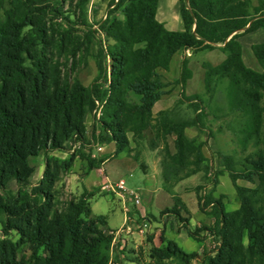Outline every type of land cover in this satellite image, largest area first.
Returning <instances> with one entry per match:
<instances>
[{
	"label": "trees",
	"instance_id": "trees-1",
	"mask_svg": "<svg viewBox=\"0 0 264 264\" xmlns=\"http://www.w3.org/2000/svg\"><path fill=\"white\" fill-rule=\"evenodd\" d=\"M55 1L15 0L3 10L0 0V191L10 179L28 185L29 157L62 150L61 139L71 134L83 140L81 120L99 96L100 80L107 83L99 122L102 143H112L118 153L129 147L127 133L133 141L153 134L163 151L161 166L176 168L170 178L162 174L167 193L179 181L204 171L202 143L185 134L190 126L203 129L196 114L203 101L184 93L191 77L186 58L181 59L178 77L172 82L162 73L169 70L171 58L179 50L200 51L223 44L225 59L217 66L203 64L204 89L208 91L214 80L227 81L228 107L245 116V136L258 140L261 151L246 159L248 168L241 173L231 169L230 158H223L239 207L226 212L221 202L210 200L214 222L206 231L218 239V246L216 256H207L203 263L264 264V43L251 46L261 67L256 72L243 64L237 41L238 33L264 29V0H257L255 7L250 0H178L181 31L167 30L157 21L158 0H115L112 7L123 6V17L101 25L105 40L111 43L105 49L98 47V76L88 87L63 79L60 60L74 59L83 41L90 43L94 33L86 19L90 0ZM65 2L73 20L66 15V28L56 38L48 36L44 16L48 11L63 16ZM77 27L86 29L83 38L74 35ZM106 58L110 61L108 77ZM174 85L180 89L179 101L195 102V114L189 121L167 120L166 110L155 116L152 113L154 104ZM86 162L93 168L89 159ZM254 177L257 183L252 188L236 184L237 179L254 184ZM54 181L46 163L42 179L27 201L0 202L5 215L3 234L14 231L29 244L26 264H107L111 237L101 229L106 226V216L91 217L93 193L83 190L77 199H69L59 208L51 192ZM198 206L202 210L199 198ZM171 213L177 215L175 209ZM185 228L190 236L196 235ZM152 257L154 264L170 258L189 262V256L172 242L154 249ZM0 264H21L15 261L14 245L7 239L0 240Z\"/></svg>",
	"mask_w": 264,
	"mask_h": 264
},
{
	"label": "rangeland",
	"instance_id": "rangeland-1",
	"mask_svg": "<svg viewBox=\"0 0 264 264\" xmlns=\"http://www.w3.org/2000/svg\"><path fill=\"white\" fill-rule=\"evenodd\" d=\"M48 1L56 4L55 0H46V4H49ZM90 1L86 8V19L94 32L90 43L84 40L83 47L74 59L60 60L63 62L60 67L63 79L69 83L77 82L82 87H88L98 76V47L105 49L111 43L105 40L101 25L123 17V6L110 7L115 0ZM12 2L15 0H2L3 10L9 9ZM159 8L166 18L173 19L176 16L180 23L176 0H160ZM68 10V3L65 2L61 10L63 16L54 15L50 11L44 16L48 36L53 34L56 38L58 32L66 28L63 18L69 16ZM69 20H73L72 15ZM172 27L178 28V25ZM85 32L86 29L77 27L74 35L83 38ZM201 55L197 53L194 58H200ZM104 62L108 77L110 61L106 58ZM24 65L29 66V63L25 62ZM163 76L170 82L174 80H169L171 75ZM226 82L225 79L214 80L208 91L201 88L198 93L185 94L197 95L203 101L201 111L196 113L201 117L203 129L197 131L190 126L185 129V134L202 143L204 171L179 181L169 188V194L164 189L162 174L170 178L176 168L161 166L163 151L153 134L146 133L142 139L133 141L131 134L127 133L129 147L122 152L116 153L112 143L104 147L100 139L99 122L107 94V83L100 80L99 96L94 100L93 108L87 110L81 120L83 140H78L76 135L71 134L68 138L61 139L62 150L49 151L46 156L39 152L36 156L29 157L31 173L28 185L20 186L14 179H10L4 190L0 191L1 204L27 201L32 188L42 179L48 163V171L55 179L51 192L58 199L59 208L67 200L77 199L83 190L93 193L89 199L91 217L106 216V226L101 229L111 237L107 264H154L153 250L164 247L168 242L174 243L189 256L186 264H204L207 256H216L218 246V239L206 231V228H212L214 222L210 200L221 202L226 212L239 207L223 158H230L231 169L241 173L248 168L246 159L249 156L255 157L261 151L258 140L245 136V116L228 107ZM179 94V87L174 85L152 108L153 115L166 110L169 112L167 120H191L195 114L192 107L195 102L190 105L182 103L179 101ZM167 140L169 152H172L170 137ZM86 159L92 162L93 168H88ZM101 160H108L105 169L99 163ZM97 168L100 170L96 171ZM120 180L124 182L125 190L116 188L115 184ZM254 182L251 184L242 179L236 180L237 185L248 188L257 183L255 177ZM144 190L149 191L145 193ZM134 197L139 199L138 205L133 203ZM198 198L202 210L199 209ZM173 209L177 211V215L171 213ZM4 223L5 215L0 210V240H9L14 245L15 261L26 264L30 259L29 244L19 240L14 231L3 234ZM185 226L196 235L190 236ZM243 244H247L245 236ZM39 255H42L41 251ZM163 263L185 264L179 259L171 258L163 260Z\"/></svg>",
	"mask_w": 264,
	"mask_h": 264
},
{
	"label": "crops",
	"instance_id": "crops-1",
	"mask_svg": "<svg viewBox=\"0 0 264 264\" xmlns=\"http://www.w3.org/2000/svg\"><path fill=\"white\" fill-rule=\"evenodd\" d=\"M159 1L157 3L156 14L155 17L157 21L162 23L167 30L171 31H181L183 26L180 20L178 23V19L175 16L173 19L166 18L164 14L160 12ZM177 5H178V0ZM91 3V1H89ZM88 5V4H87ZM250 5L252 7L257 6V0H250ZM112 7V5H110ZM174 21V22H173ZM178 23V24H177ZM178 25L177 27H172ZM180 26V27H179ZM177 28V29H175ZM239 36L237 38L238 43L240 44L241 50V60L245 67L256 71L261 72V67L255 57L252 54L251 46L254 44L264 43V29L256 28L252 31L246 33H238ZM223 44H216L213 49L193 51L192 49L179 50L173 57L169 63V70L163 72L162 74L165 76L171 75V79H176L179 74L180 62L184 57L187 60V67L191 72V77L186 80L184 93L186 95H190L192 93H198V90L204 88V68L203 64H209L211 66L219 65L226 57L225 52L222 50ZM197 53L202 54L200 58H194V55ZM197 87V88H196ZM160 101V99L154 104V106ZM153 106V107H154ZM108 145L104 144V147ZM103 145L100 150H102ZM108 160L101 163L102 169H105ZM100 170V168L95 169ZM106 179L109 180L108 177ZM122 181V180H120ZM118 182V181H117ZM124 183V182H123ZM149 190H144L145 193H148ZM167 193V192H166ZM169 194V193H168ZM91 209V208H90Z\"/></svg>",
	"mask_w": 264,
	"mask_h": 264
},
{
	"label": "built area",
	"instance_id": "built-area-1",
	"mask_svg": "<svg viewBox=\"0 0 264 264\" xmlns=\"http://www.w3.org/2000/svg\"><path fill=\"white\" fill-rule=\"evenodd\" d=\"M99 149H100V148H99ZM115 186H116V188H118L119 190H125L123 181H119L118 183L115 184ZM129 193H131V192H129ZM133 203H134L135 205H138V204H139V199L134 197Z\"/></svg>",
	"mask_w": 264,
	"mask_h": 264
}]
</instances>
